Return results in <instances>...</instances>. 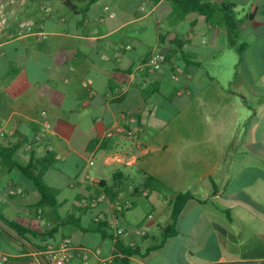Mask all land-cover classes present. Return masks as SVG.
<instances>
[{"label":"crops","instance_id":"1","mask_svg":"<svg viewBox=\"0 0 264 264\" xmlns=\"http://www.w3.org/2000/svg\"><path fill=\"white\" fill-rule=\"evenodd\" d=\"M202 1L234 2L240 18L257 5L242 23L248 45L240 57L227 45L219 11L179 18L167 0H27L15 8L0 28L1 216L44 226L46 217L33 207L37 191L13 162L49 157L43 179L58 189L61 216L73 212L85 226L111 217L117 202L125 241L143 249L168 221L174 193L195 195L178 215L176 234L130 264H264V0ZM229 49L237 90L217 81ZM152 50L165 61L148 73L139 65ZM246 96L252 130H217L237 122L229 109L245 108ZM42 120L49 128L36 138ZM200 120L211 131H194ZM148 174L165 185L144 186ZM10 188L21 192L10 195ZM93 197L99 199L89 205ZM61 237L87 251V264H113V241L99 233L62 224L54 238L43 239L19 235L0 220V251L9 264H47L31 250ZM69 264H82L77 252Z\"/></svg>","mask_w":264,"mask_h":264},{"label":"trees","instance_id":"2","mask_svg":"<svg viewBox=\"0 0 264 264\" xmlns=\"http://www.w3.org/2000/svg\"><path fill=\"white\" fill-rule=\"evenodd\" d=\"M67 1V0H65ZM171 3L174 12H177L179 18H182L186 13L195 11L199 15H203L208 19L215 11H219L220 18L225 25V35L227 45L234 49L238 57L241 56L248 43L242 40V23L245 20L251 21L257 9V5L251 4L243 18L237 16L235 11L236 4L234 2H222L218 6H208L202 0H167ZM191 63L198 64L197 61L191 60ZM152 83L147 84V90L150 92ZM146 90L142 89V95L145 96ZM8 151H12L8 149ZM20 169L22 174L33 183L38 198L33 204L34 209L37 211L39 217L45 218L48 225L40 226L38 224L28 227L17 219H8L0 215L2 220L7 226L14 229L19 235L30 233L33 236H38L43 239L54 238L62 224H71L74 227L84 232L99 233L102 239H111L113 241V264H130V257L132 256H146L152 250L160 248L164 245L166 239L176 234V221L184 204L189 200L195 198V195L189 191H177L172 196L170 201V210L168 221L162 227V231L158 237L153 238L152 242L144 249L137 242H126L123 233H117L109 223V215H101L96 218H91L84 226L80 218L76 217L73 212H68L61 216L58 212L59 202L57 199L58 189L48 185L44 179V171L50 166L51 160L49 157L41 159L29 160L27 163L13 162V164ZM165 184L156 176L148 174L145 177L144 186L151 189H158ZM105 188V193L108 192ZM113 201L114 198L112 197ZM87 206L81 207L85 209ZM47 209L48 213L43 215L41 212ZM122 210L113 206L112 216H116Z\"/></svg>","mask_w":264,"mask_h":264},{"label":"built area","instance_id":"3","mask_svg":"<svg viewBox=\"0 0 264 264\" xmlns=\"http://www.w3.org/2000/svg\"><path fill=\"white\" fill-rule=\"evenodd\" d=\"M27 2V0H0V28L4 27L11 16L14 14L15 8L19 5H23ZM41 9L45 11L46 14H49L51 8L47 4H42ZM108 8L105 7V10ZM114 13L110 12V16H113ZM25 30L28 32L32 31L30 24H23ZM165 61V54L161 50H152L147 56L146 60L143 61L139 67L141 69H145L148 73H153L160 69L163 62ZM44 115V111L41 112ZM42 129L36 135V138H40L44 136L46 129L49 128V123L47 120H42ZM120 131H126L131 134V130L126 129L124 127H119ZM20 189L10 188L9 194L14 195L20 193ZM99 197H93L89 200V205L94 204L98 201ZM88 202H84V206H87ZM117 207V202L113 204ZM130 202L128 200L124 201V207H128ZM109 223L112 228L117 233H123V229L119 226L117 219L114 216L109 218ZM49 223L46 221L44 225H48ZM78 253L81 257L82 264H87V251L80 247H76L72 244L68 237H61L57 243H49L45 246L44 249H35L31 250V253L34 257L44 260L47 264H69L70 259L74 253ZM11 262L10 255L6 252L0 251V264H9ZM30 264H36V262H32Z\"/></svg>","mask_w":264,"mask_h":264},{"label":"rangeland","instance_id":"4","mask_svg":"<svg viewBox=\"0 0 264 264\" xmlns=\"http://www.w3.org/2000/svg\"><path fill=\"white\" fill-rule=\"evenodd\" d=\"M236 58V54L235 52H233L232 50L229 49V51H227V53L223 56V58L221 59L222 61H220V63L223 62V65L221 66L219 72H217V81L220 84L223 85H229L231 90H237L236 86L239 83L237 77L234 78V80H232V72L233 70L230 68V66L232 65V60H235ZM210 68V67H209ZM212 72L216 73V70L211 69ZM232 81V82H229ZM248 98V96H246ZM253 106V102L252 99L248 98L247 102H246V107L242 108L241 106L236 107L234 106V108H230L229 111L231 112V114L233 115V117H236L238 120H236L237 122H235V124H222V125H217L216 129L217 130H222L223 134H233V133H242L244 132V130H246V132L252 130L251 129V124H252V120H249L248 118V114L251 113V109L249 107ZM168 114H170V111L167 112ZM234 118V119H236ZM205 120H200L199 123L194 122V124L191 126L194 128V131H197L198 133L200 132H205V129L207 128L209 131H211V128L209 126H207V124L204 122ZM250 129V130H248ZM207 130V131H208ZM254 131V130H253ZM190 166L188 163H182L181 168L186 170L188 169ZM45 182L49 181V176H46V178H44ZM151 242L153 240H150Z\"/></svg>","mask_w":264,"mask_h":264}]
</instances>
